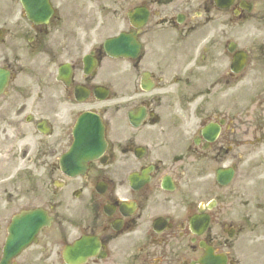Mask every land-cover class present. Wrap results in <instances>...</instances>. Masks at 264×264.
Returning <instances> with one entry per match:
<instances>
[{
  "label": "flooded vegetation",
  "instance_id": "af4514ba",
  "mask_svg": "<svg viewBox=\"0 0 264 264\" xmlns=\"http://www.w3.org/2000/svg\"><path fill=\"white\" fill-rule=\"evenodd\" d=\"M51 3L49 23L31 22L21 10L16 22L2 27L0 69L9 81L0 95V264H67L65 247L82 236L101 244L83 264H198L205 248L227 264H264V248L246 251L240 241L245 227L230 220L232 189L211 187L208 208V201L191 196L186 182L195 160L223 162L231 145L240 152L264 144V0H234L225 9L215 0L142 1L146 23L136 29L126 20L142 50L124 60V68L105 52L103 24L67 12L80 0ZM96 4L99 13L129 14L134 0L126 7L118 0ZM87 53L97 61L89 73ZM33 55L40 58L35 88ZM235 56L245 60L237 73L231 71ZM62 64L65 78L58 79ZM182 95L189 102V138L180 117ZM257 107L258 115L249 117ZM85 111L103 118L108 144L83 175L72 177L60 160ZM141 114V125L134 127L130 117ZM122 119L128 122L125 131ZM209 123L221 124V131L206 144L201 133ZM146 129L152 132L142 135ZM255 196V214L264 223L262 184ZM37 207L48 212L51 225L36 244L2 262L13 216ZM198 212L208 216L200 233L190 225ZM247 213L251 218L253 212ZM263 238L256 235L252 242L264 244Z\"/></svg>",
  "mask_w": 264,
  "mask_h": 264
},
{
  "label": "rangeland",
  "instance_id": "374dc122",
  "mask_svg": "<svg viewBox=\"0 0 264 264\" xmlns=\"http://www.w3.org/2000/svg\"><path fill=\"white\" fill-rule=\"evenodd\" d=\"M3 17H4V15H3ZM3 17H2V18H3ZM2 21H3V20H2Z\"/></svg>",
  "mask_w": 264,
  "mask_h": 264
}]
</instances>
